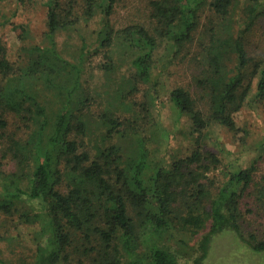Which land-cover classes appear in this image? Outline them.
Returning <instances> with one entry per match:
<instances>
[{
  "label": "trees",
  "instance_id": "1",
  "mask_svg": "<svg viewBox=\"0 0 264 264\" xmlns=\"http://www.w3.org/2000/svg\"><path fill=\"white\" fill-rule=\"evenodd\" d=\"M118 3L47 0L50 46L30 49L36 56L26 69H17L0 43V133L7 138L3 157L14 167L8 174L0 166V215L18 231L34 229L35 264H180L167 245L175 240L183 249L187 237L195 242L194 264H203L213 239L227 232L264 255V0H149V28L116 27ZM93 21L97 51L111 62L119 49L132 69L107 92L108 110L95 122L107 133L96 145L87 113L97 100L82 85L87 42L77 65L55 43ZM163 41L169 54L159 66ZM186 66L190 83L169 92L174 126L150 121L139 132L134 123L147 121L158 102L156 71ZM103 72L113 74L114 65ZM142 86L149 89L138 104L131 97ZM247 110L263 123L242 121L240 128ZM10 114L31 129L28 139L6 135ZM215 126L253 144L247 167L213 142ZM116 137L125 144L112 143ZM150 137L162 149L150 150Z\"/></svg>",
  "mask_w": 264,
  "mask_h": 264
},
{
  "label": "rangeland",
  "instance_id": "2",
  "mask_svg": "<svg viewBox=\"0 0 264 264\" xmlns=\"http://www.w3.org/2000/svg\"><path fill=\"white\" fill-rule=\"evenodd\" d=\"M46 1L47 0H29L26 4H21L18 0H0V43L3 48L8 49V59L11 63L16 64V68L25 67L29 65L30 56L29 50L34 47H41L49 45L48 38H45L46 33ZM148 2L149 0H119L117 4L115 15L112 18L113 24L116 27L122 28L133 24H150L148 18ZM206 23L205 16L200 20L201 30L204 29ZM150 26H148L149 28ZM100 26L95 22H89L88 26H85V30L73 34L72 32L60 33L55 38L56 51L62 55L67 61L77 65L79 63V54L83 45V42H87V49L84 50L85 62H83V91L84 89L91 92L92 96L96 98V104H93L88 111V116L94 126L92 136L95 141V145L102 141L103 134L106 131H101L97 128L95 122L98 121L99 116L104 114L108 110L109 97L108 93L113 89L115 83L124 82V79H128L132 69L130 66V59L126 57L119 49L114 51L111 62H108L106 57L109 56L105 50L97 51V45L95 43L97 38V32ZM201 32V31H200ZM80 33L81 36L79 35ZM82 39H84L82 41ZM167 43L163 41L162 45L158 48L156 53V59L159 62V66H162L163 62L167 59L168 55ZM114 65L115 72L111 75L103 74V66L109 67ZM78 68V67H76ZM158 74L157 82L159 89L158 102L151 109L152 115L146 117L147 121L139 120L134 123L140 131H144V125L148 122L159 123L160 126L165 128L172 127L175 118L169 100L170 90L177 84L187 85L190 83V72L187 71V66L184 68L172 67L169 71L162 73L160 69L156 71ZM124 76V78H122ZM149 86H142L139 93H136L131 99L138 104L144 101V93ZM49 94V93H48ZM50 95V94H49ZM51 97V95H50ZM53 99V98H52ZM141 111V107L138 109ZM113 117H120L124 115L119 111H108ZM143 116V114H142ZM126 117L127 114H126ZM239 127H243V123L248 126H253L260 122L263 123V117L247 110L246 113L239 116ZM257 118L260 120L258 121ZM8 120L10 126L6 131V135L18 133L25 139H28L30 130L26 129L21 120L14 116L9 115ZM155 123V124H156ZM187 122L182 119L180 127L186 128ZM128 125V124H127ZM157 125V124H156ZM246 125V126H247ZM153 131L156 132L157 127ZM0 133V166L2 171L10 174L14 169L10 160L3 157V152L7 146V138H3ZM213 142L220 144V146L226 151L231 152L233 155L232 160H237L236 166L243 168L247 167L252 160L256 157V153L253 150V144L244 145L242 143L241 135L236 137L228 134L226 130L218 127H214L211 132ZM121 136V135H120ZM162 138V137H161ZM165 138V137H164ZM97 140V141H96ZM112 143L124 145L125 139L118 138L113 139ZM108 143L109 140H108ZM153 143L150 137L148 148H161L160 145H151ZM178 145L186 146L183 141L177 142ZM93 146V148L95 147ZM218 146V145H217ZM93 152V149H91ZM162 150L160 151V154ZM187 154V152H185ZM94 154V153H93ZM152 156L151 160L154 165L160 159V155ZM1 189V184H0ZM16 223H11L10 219L0 215V264H35V244L33 243L30 233H34V229L27 230L26 227H19V231L16 230ZM18 226V224H17ZM20 236V237H18ZM18 237V238H17ZM172 250H176L178 257L181 259L180 264H194L195 257L198 256L195 249V242L187 237V246L180 249L175 243V240L167 245ZM203 264H264V255L253 253L246 245H244L235 236V234L227 232L213 239L210 254L208 259Z\"/></svg>",
  "mask_w": 264,
  "mask_h": 264
}]
</instances>
